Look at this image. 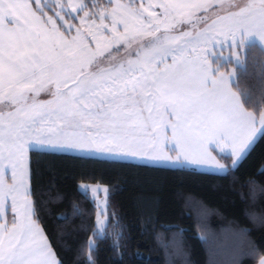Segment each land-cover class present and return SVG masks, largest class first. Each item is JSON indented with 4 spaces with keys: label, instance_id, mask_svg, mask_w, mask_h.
<instances>
[{
    "label": "snow or ice",
    "instance_id": "snow-or-ice-1",
    "mask_svg": "<svg viewBox=\"0 0 264 264\" xmlns=\"http://www.w3.org/2000/svg\"><path fill=\"white\" fill-rule=\"evenodd\" d=\"M253 34L264 42V0H0V264H65L41 227L58 199L42 158L238 171L264 145V88L254 100L210 56L227 46L242 63ZM90 192L100 210L81 264H98L118 216L109 188ZM157 199L137 197L149 222ZM126 246L122 231L109 244L121 261Z\"/></svg>",
    "mask_w": 264,
    "mask_h": 264
},
{
    "label": "trees",
    "instance_id": "trees-1",
    "mask_svg": "<svg viewBox=\"0 0 264 264\" xmlns=\"http://www.w3.org/2000/svg\"><path fill=\"white\" fill-rule=\"evenodd\" d=\"M242 58V65L235 68L236 79L242 90L256 94L255 100L264 88V50L248 44ZM228 65L219 64L222 70ZM262 162L264 145L238 171L220 174L112 166L75 154L45 157L33 166L39 169L41 185L54 182L58 199L48 205L41 227L58 259L81 264L78 249L93 237L96 208L78 185L99 183L110 189V210L118 213L111 224L119 219L120 228L110 224L97 238L98 264H257L264 255V228L257 226L264 214ZM141 191L158 197L151 222L137 205ZM121 231L127 238L123 261L109 247Z\"/></svg>",
    "mask_w": 264,
    "mask_h": 264
},
{
    "label": "rangeland",
    "instance_id": "rangeland-1",
    "mask_svg": "<svg viewBox=\"0 0 264 264\" xmlns=\"http://www.w3.org/2000/svg\"><path fill=\"white\" fill-rule=\"evenodd\" d=\"M144 2L147 3V0H144ZM251 43H256L257 45H259L264 50V42H260L259 38L255 34H253L251 36H248L247 37V41L245 42V45L238 50L239 58H240L241 61L243 59L242 57L244 55L245 46L248 45V44H251ZM210 61L212 63H213V61H216L217 65H219L220 63H222L223 65H227L229 63V65L226 68L229 71H233V70H235L236 67L242 65V63H236L235 62L236 61V57L231 54V51H230V49L227 46H225L223 49H221L219 47L214 49L212 51V53H211ZM83 186H87L89 191H83L82 190ZM91 187H99L101 189V192L99 194V200L103 201V197H104L103 188L106 187L105 185L99 184V183H84V182H81L78 185L79 191L82 192V193L87 194L90 199H91V192H90ZM95 208H96V214H95V220H96V217L99 214V210L100 209H99V207H95ZM91 239H93L92 236L90 237L89 240H91Z\"/></svg>",
    "mask_w": 264,
    "mask_h": 264
},
{
    "label": "crops",
    "instance_id": "crops-1",
    "mask_svg": "<svg viewBox=\"0 0 264 264\" xmlns=\"http://www.w3.org/2000/svg\"><path fill=\"white\" fill-rule=\"evenodd\" d=\"M195 170H199V171H205V172H211V171H208L206 167H201V168H197ZM211 173H214V172H211ZM215 173H223V172H215ZM264 260V255L261 257V259L258 261L257 264H261V261Z\"/></svg>",
    "mask_w": 264,
    "mask_h": 264
}]
</instances>
